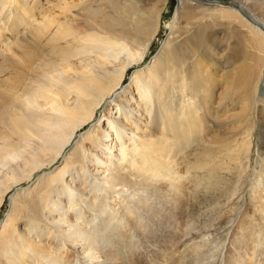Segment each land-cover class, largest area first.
I'll list each match as a JSON object with an SVG mask.
<instances>
[{
    "label": "bare ground",
    "instance_id": "6f19581e",
    "mask_svg": "<svg viewBox=\"0 0 264 264\" xmlns=\"http://www.w3.org/2000/svg\"><path fill=\"white\" fill-rule=\"evenodd\" d=\"M193 1L180 0L160 52L152 63L134 69L127 86L130 69L146 60L168 0H0V217L13 195L0 223V264H76L79 255L91 253L89 261L105 259L97 264H215L210 261L218 258V243L211 242L204 255L200 244H178L196 238L201 217L215 204L209 191L224 180L209 178L201 191L196 177L187 175L225 171L223 156L230 161L234 154L250 156L255 124L250 112L257 103L264 160V32L245 19L241 6ZM202 14L225 22L222 39L207 30L210 23L197 19ZM218 76L226 82L220 94ZM219 95L214 106L210 100ZM231 96L240 99V110L225 116L232 117L225 129L223 103ZM95 120L103 127H92ZM208 129L211 140L201 139ZM191 155L196 160L188 168ZM59 159L62 164L48 172ZM94 171L104 174L100 184L110 186L123 205L107 208L102 228L87 229L84 209L76 207L79 196H89L86 184ZM172 179L166 188L170 198L161 197L163 191L158 192ZM35 180L23 191L22 185ZM130 190L141 193L136 201L142 205L147 192L155 191L161 206L137 212ZM106 195L98 191L94 203L86 204L91 212L102 215ZM256 199L264 219V192ZM119 209L126 211L130 228L122 227ZM143 213L149 215L146 220ZM113 219L121 223L112 226ZM240 222L244 228L252 225L251 218ZM257 226L231 241L232 250H242L225 257L224 264H253L248 257L256 254V264H264V251L255 249L264 236ZM142 227L138 241L154 254L149 263L143 247L131 242L132 230ZM248 237L254 247L243 249Z\"/></svg>",
    "mask_w": 264,
    "mask_h": 264
},
{
    "label": "rangeland",
    "instance_id": "374dc122",
    "mask_svg": "<svg viewBox=\"0 0 264 264\" xmlns=\"http://www.w3.org/2000/svg\"><path fill=\"white\" fill-rule=\"evenodd\" d=\"M194 1H193L194 4H197V5L198 4L204 5V2H205V0H194ZM219 1L221 2V4H224V5L233 3L237 6H241L243 10V14H245V19L249 23H254V21L257 22L259 24L257 25V27L261 29L262 32H264V0H241V1H246V4L238 2L237 0H219ZM179 2L180 0H168L167 5H165L164 7V10H163L164 12H162V15H161V20H160L161 24H159L158 34L154 38V41L148 51L146 60L141 65L139 66L136 65L134 68L130 69V72H128V75L125 77L127 86L129 85L130 76L132 72L134 71V69H137L138 67H142L146 65L147 63H152L156 55L160 52L162 46L164 45L163 41H165L166 38H168L170 31H171V26L175 23L174 16H175V12H176ZM202 16L203 14L197 16V19H199V17L202 19L204 18L203 20L206 19L205 21H203L202 19H200L199 21H202L203 23H210L207 30H212L213 32H217L218 36H220V38L222 39L224 32H226V28H225V31H223L225 22H222V19L213 21V19L209 17L208 15H204L203 17ZM180 25L181 26L185 25V22L181 21ZM219 27L221 28L222 32ZM216 29H219V31ZM215 36L216 35H213L212 37V39L214 40V43H216L215 41H217ZM218 79H219V82L221 83L219 90H218L220 94V92H222V90L224 89L226 82L223 80L222 76H218ZM123 88H125V86H122L120 90H118V93H122L124 90ZM231 97H233L232 101L229 100L223 103V106L226 105V107H224L223 109V111L226 110V112L223 113L224 115L223 122H225L224 123L225 129H226V125L229 124V122L232 120V117L225 118V116L234 114L240 110V99L234 96H231ZM219 100H220V95L217 97L216 96L213 97V99H211L210 101H211V104H213L214 106H217L219 105ZM259 107H260L259 103L255 104L254 108L250 112L251 118L253 119V122H255V124L252 130V139H253L254 145L251 148L250 156L248 158L241 157L240 159L239 154H234V156L232 157L233 160L230 161L223 156V160H225L228 163V165L226 166L225 171L221 169H216V171H211L210 174L212 173L214 178L210 174L208 175L207 169L193 170L187 175L189 176L190 179H193L194 176L196 177L194 182L198 183V188H200L201 191L203 190V187L209 186V182H210L209 178H211L212 182H216L215 178L218 181L221 178H223L224 180L220 188L209 191V196L214 199L215 204L209 215L207 216L204 215L201 217V221L199 223V231L194 233L196 238L191 242H185L186 239H183L178 244L179 246H181L183 243H185L187 248L193 246V244H200L202 245L201 253H203L204 255L210 248L211 242H212L213 247L215 246V243H218V248H219L217 252L218 258L216 260L214 259L211 260L210 261L211 263L224 264L225 257L226 259H229V258H232L235 254L239 253L242 249H240L239 251L232 250L231 241L234 239L235 240L239 239L240 237H242V234L244 232H248L251 229L255 228L254 224H258L259 226H257V228L260 229L261 231H264V219L262 218L261 215H259L261 212V207L259 203H256L257 202L256 198L258 196V193H262L263 195V192H264V190H261L259 192L257 191V189H259L257 188L259 183L264 185V160L262 157L263 155L261 156L260 155L261 153L259 154L260 152L259 151V138L260 137H259V127H258L259 122L258 121H261L260 119L262 118ZM104 108L105 106H103L99 110L97 114V118H99L100 115L104 113L103 112ZM138 113L139 112H137L136 114ZM110 114H111V111H110ZM117 114L118 113L114 112V116L116 118L118 117ZM138 115H140V113ZM211 118H214V116H212ZM96 120L94 124L92 125V127L95 128L97 127V125L100 124L99 127L102 128L104 122H102L101 124L100 122H97ZM105 123H107V120L105 121ZM218 123H219V128L221 129V124L219 121ZM209 132L210 131L208 129L207 131H205L204 135H200L199 137L203 140L205 138L211 140L210 135H208ZM236 137H237L236 133L232 132L231 138H236ZM78 138L79 137L77 136L74 142H76ZM74 142H72V144L68 146L69 148L67 147L66 151L67 150L68 151L66 155H68V153H70L73 150ZM233 144H235V142H233ZM213 148H214V145H213ZM114 153L115 154L117 153L116 149ZM195 160H196L195 156L193 155L189 156L188 157L189 163L186 164V167L190 168L191 163L193 164ZM235 160H238V161L234 162ZM62 162H63V159H59L58 162L51 167L52 169L48 170V172H51L57 166L61 165ZM208 162H210L211 164H216L217 160L213 162L210 158L208 159ZM240 163L243 166H245V170H241V173L239 171ZM124 168H130V167L127 165ZM188 168H186V170H188ZM96 171L93 172L94 175L90 177L91 180L89 179L88 183L86 184V187H87L86 192L90 190L89 196L88 197L79 196V198L77 199L78 205L76 208L82 207L84 209L83 212L86 217L85 220H88L87 225L89 226L87 227V229L90 227H98V226L102 228V225H103L102 220L109 218V213L107 211L108 210L107 208H110V207L119 208L122 204L121 202L122 199L119 200V198L115 197V193H112L113 190L108 188L110 186H104L100 184V179L103 178L102 175L104 174H99ZM123 174H130V171H124ZM258 176L261 177L260 180H258L257 178ZM133 179L136 182L141 181L139 177H135ZM33 181H31L29 184L27 183L26 185L25 184L22 185L21 187L23 188V191H26L29 187L31 189L37 183L36 180L35 182ZM172 181L173 179L165 185L166 187H164L163 190L158 192L160 193L163 191L161 193L162 194L161 197L170 198V193L168 192V189L166 188H167V185H169V183H172ZM98 191L101 194L107 191L106 201L105 203L102 202L103 205H101L100 207L102 208L104 206V209H105L104 212H101L102 215H96L97 214L96 212L95 213L91 212L90 211L91 208L88 207V205H86L88 203H94L95 198H98ZM234 192H236V194L233 195ZM128 194L130 195L129 197L130 205H132L137 212H140L139 207L151 206L155 210H158V208L161 206V202H160L161 197L158 196L155 193V191L147 192V194L144 196V197H147V202L144 205H142V201L141 202L136 201L137 196H139L141 193L138 194L135 190L134 191L130 190L128 191ZM203 195H204L203 192H200L199 198L196 200V204L200 210L201 208H203V203H204ZM12 196L13 195L7 197V201L5 202L2 213H1L0 223H1L2 217H5L9 211ZM82 200L83 202H81ZM125 212H126L125 210L123 211V209H119L118 214L121 217L125 214ZM143 214H144L143 218L146 220L149 215L145 213ZM249 218L252 219V225L251 227L247 225L244 228V224H242L240 220L241 219L248 220ZM127 219H128V216L124 215V221L122 222L123 228L125 227L130 228V226H132V224L130 225L125 222ZM208 222H211V226L206 228L205 224ZM120 223L121 222L117 221L116 219H113L111 221L112 226H116L117 224H120ZM76 227H79V225H76ZM118 229H120V227ZM141 229H143V227L140 228L139 230H132L133 239L131 242L133 243L135 242L137 247H143L142 248L143 252H141V255L149 263V261H152V256L154 254H151V251H150L151 249L146 248L143 242L138 241L139 234L142 232L140 231ZM89 235L93 236V230L91 231ZM90 236H86V241L89 240ZM112 238L113 236L111 237V239ZM258 238L263 240V244L259 245L255 249L256 251L258 249H262L264 251V236H259ZM243 243H244V245L242 246L243 249H251L254 247L253 239H251L250 237L245 238ZM185 249H186L185 247H182V250H185ZM92 254L93 253H91L90 255L86 254L87 258L85 257L83 258L79 255L77 259L75 260L76 264L84 263V262H87L88 264L105 263L104 261L105 259L103 258L101 259L96 258V259L89 261L88 259L92 257ZM258 259H259V256L257 254L254 255L252 258L250 256L248 257V260H250L253 264H256ZM119 263L121 264V262H117V264ZM110 264H114V263H110Z\"/></svg>",
    "mask_w": 264,
    "mask_h": 264
}]
</instances>
